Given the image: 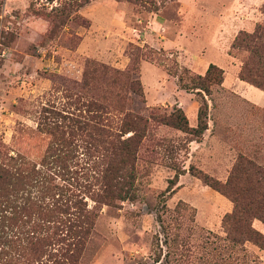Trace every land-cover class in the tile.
<instances>
[{"label": "rangeland", "instance_id": "374dc122", "mask_svg": "<svg viewBox=\"0 0 264 264\" xmlns=\"http://www.w3.org/2000/svg\"><path fill=\"white\" fill-rule=\"evenodd\" d=\"M60 1L0 0V149L12 156L37 161L48 142L38 123L60 120L43 110L69 107L62 86L81 79L86 59L125 71L129 45L138 46L156 62H140L145 102L133 97L131 110L165 118L181 108L190 127L200 99L179 89L167 69L203 75L213 64L224 71L223 84L205 96L208 129L201 141L188 143L189 135L149 123L136 156L138 197L101 209L79 264H152L159 254L161 264H264V250L234 243L222 227L231 202L189 173L192 166L225 182L240 160L264 168V106L249 98L263 92L237 78L248 53L231 49L239 33L264 21V0H93L70 21L48 15ZM166 40L168 47L179 45L164 48ZM75 144L68 172L55 179L67 195L93 182L87 177L99 165L84 142ZM174 169L185 173L162 196ZM253 227L264 235L260 222Z\"/></svg>", "mask_w": 264, "mask_h": 264}, {"label": "trees", "instance_id": "16d2710c", "mask_svg": "<svg viewBox=\"0 0 264 264\" xmlns=\"http://www.w3.org/2000/svg\"><path fill=\"white\" fill-rule=\"evenodd\" d=\"M91 1L62 0L58 7H51L48 15L70 21ZM231 49L248 53L237 78L264 92V21L252 32L239 33ZM140 51L138 46L129 45V67L125 71L85 60L81 79L62 86L69 101L64 114L43 110L60 120L38 123L37 132L46 135L48 142L37 161L19 152L12 156L7 148L0 149V264H79L101 209L137 199L136 156L150 122L189 135L188 143L201 141L208 129L205 96H211L223 84L224 71L213 64L203 75L189 74L187 69L181 74L167 69L177 79L179 89L200 99L195 127L189 126L184 111L176 107L165 118L152 113L144 117L130 106L133 97L145 102L139 79L140 62L156 61ZM78 140L87 145L99 165L97 172L87 177L93 182L87 179L84 190L67 195L55 179L68 172ZM174 170L162 196L171 195L179 176L185 173ZM193 171L190 166L191 175L231 202L232 210L221 224L227 234H234L236 241H232L253 243L264 250V235L253 227L254 221L264 226V168L253 160H240L225 182ZM152 264H161V254Z\"/></svg>", "mask_w": 264, "mask_h": 264}, {"label": "crops", "instance_id": "0c3cea01", "mask_svg": "<svg viewBox=\"0 0 264 264\" xmlns=\"http://www.w3.org/2000/svg\"><path fill=\"white\" fill-rule=\"evenodd\" d=\"M99 11V10H98ZM105 14V13H104ZM99 15L101 16H103V14H101V12H99ZM111 16V12L110 11H108V13H107V17L109 18ZM113 17H117V13L115 12V11H113ZM152 25L154 26V27H156V28H158L159 26H160V24H159V21L157 22V18H154L153 19V21H152ZM159 25V26H158ZM180 32V31H179ZM168 41H172V40H166V41H162V45L164 46V48H168V49H171V48H174V47H176L177 45H179L178 44V41H173V42H176V43H174V47L172 46V47H168L167 45H166V43L168 42ZM93 48V51L95 52V49H96V47H95V44H94V47H92ZM246 86H244V88H245ZM256 89V88H255ZM260 91V90H259ZM258 91V92H259ZM262 92V91H261ZM261 92H259V93H261ZM250 99L251 100H253V101H255L256 103H258V105H261V107H263L264 106V92L263 93H261V94H259V95H263L261 98L259 97V96H257V95H255V94H253V93H251L250 92ZM256 98V99H255Z\"/></svg>", "mask_w": 264, "mask_h": 264}]
</instances>
